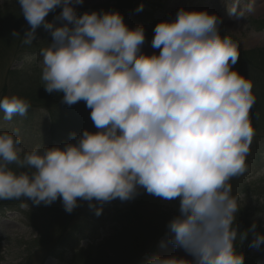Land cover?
Listing matches in <instances>:
<instances>
[{"label":"clouds","instance_id":"9594fccd","mask_svg":"<svg viewBox=\"0 0 264 264\" xmlns=\"http://www.w3.org/2000/svg\"><path fill=\"white\" fill-rule=\"evenodd\" d=\"M83 2L17 0L31 31L23 37L14 31L13 38L31 48L41 26L51 36L39 53L45 92L62 93L68 107L84 103L96 131L30 151L0 132V201L39 207L60 200L69 215L82 201L99 217L104 205L130 201L143 189L179 202L167 224L168 244L191 257L157 254L148 264H244L234 247L239 207L231 181L247 171L255 98L251 82L234 70L238 44L220 35L215 14L181 8L155 26L153 54L145 55L142 26L129 28L115 11L78 14ZM226 12L241 20L254 7L228 0ZM30 107L17 96L0 99L5 121ZM248 235L251 248L264 246L255 221L243 239Z\"/></svg>","mask_w":264,"mask_h":264},{"label":"rangeland","instance_id":"374dc122","mask_svg":"<svg viewBox=\"0 0 264 264\" xmlns=\"http://www.w3.org/2000/svg\"><path fill=\"white\" fill-rule=\"evenodd\" d=\"M115 2V0H84L83 6L77 8V13L95 11L99 14L115 11L121 14L129 28L142 26L145 43L141 51L145 55L153 54L151 41L155 26L161 21L174 20L177 11L181 8L204 10L215 14L222 21L219 24L220 35L230 37L241 50L264 48V27H259L261 26L259 21L264 20V0H242V5L251 3L254 12L241 20L229 19L226 12L228 0H122L117 5ZM141 7L143 10L139 11ZM23 18L17 0H0V23L6 24L8 32L16 31ZM36 38L31 48L23 44L21 46V42L19 45H5L2 43L4 40L0 38V99L5 96H17L26 100L24 96L29 93H46L42 76L34 79L33 82V79L26 77L13 81V77L7 72L9 69L20 68L23 65L30 66L32 61L40 56L33 55L36 51L31 52V50L45 48L51 42L50 34L46 38L40 36ZM41 63L42 57L37 61L40 69ZM235 71L252 84V94L255 98L249 114L250 124L255 133L252 142H261L264 139V123H262L264 100L260 91L264 90V72H259L251 78L242 68ZM31 83L34 89L27 88ZM61 94L51 95L55 97ZM48 95L43 94V96ZM33 108L35 109L36 106ZM45 115L44 110H36L30 113L29 119L13 117L11 121L0 120V132H8L18 137L24 151H30L37 145L43 150L44 147L47 148L49 132L60 127L53 124ZM79 130L80 133H77ZM79 130H75L77 137L84 128L81 127ZM95 131L93 126L90 132ZM253 155L256 158L250 160V154L246 158L245 174L231 181L232 195L237 199L239 207L236 222L243 227L240 230L243 235L235 245L240 249L238 253L244 256V264H264V246L256 250L250 247L252 239H249V235L243 239L253 221L256 223V231L264 234V151L258 150ZM58 201L47 208L51 213L45 214L46 217L37 215L29 220L22 211L25 207L19 209L20 211L6 212L0 216V264H72L74 258H76L75 264H83L78 260L76 250H72L74 245L66 244L67 241L63 236L68 232L71 224L87 216L93 220L91 226L96 228L97 232L95 235L89 233L85 237L86 240L80 239L77 249L90 246L95 253H97L96 249H104V264H107L108 259L116 261L121 256L126 258L123 264H148V259L157 254L176 255L191 261V257H187L182 250H177L168 244L167 224L178 215V201L165 202L139 189L138 195L130 201L116 200L104 205L102 215L99 217L89 210L87 203L78 201L80 206L71 215L65 212L68 219L65 220L64 226H62L64 222L59 219L61 215L55 212ZM58 226L60 229H56ZM91 236H95L93 242L89 241ZM104 241H107L105 246ZM162 243L167 246L162 247ZM102 244L103 246L98 247Z\"/></svg>","mask_w":264,"mask_h":264},{"label":"trees","instance_id":"16d2710c","mask_svg":"<svg viewBox=\"0 0 264 264\" xmlns=\"http://www.w3.org/2000/svg\"><path fill=\"white\" fill-rule=\"evenodd\" d=\"M115 5H117L119 2L121 3L122 0H115ZM60 9H57L55 13H52L49 15L47 18V22L52 23L56 20V17L60 13ZM104 11H107L104 9ZM101 13V12H100ZM22 22L20 25H18V28L15 32H18L21 37L25 36L28 31H31L29 25L26 23L25 19L23 18L21 20ZM260 25L259 27H264V20L259 21ZM2 34V37H1ZM5 34L6 36L4 37ZM36 36H40L43 38H46L49 36V33H47L43 26H41L39 29L36 30ZM12 33L7 31V26L5 23L1 22L0 23V38L4 40L2 43H5V45L9 44H15L19 45L21 42V46L23 44L22 39H14L12 38ZM20 46V47H21ZM44 48V47H43ZM42 48V49H43ZM36 51L33 53V55L39 54L41 51L40 49L36 50H31V52ZM239 51V59L237 64L234 66V70H237L239 68L244 69L251 78L252 76L258 75L259 72H264V48H253L249 50H241L240 47H238ZM40 59V56L36 57L34 61H32L31 65H23L20 68H14V69H9L7 72L11 74V77H13V81L15 79H23L24 77L28 79H37L39 76H42V70L38 68L37 66V61ZM257 61L256 60H260ZM254 71V72H253ZM27 88L29 89H34V85L31 83L30 86ZM26 90V88H25ZM262 95V99L264 100V90L260 91ZM42 92H38L36 94H27V96H24L25 99L30 103L31 107L28 111V113L24 117L20 116H14V117H19V118H25L29 119L28 116L32 111H38V110H44L45 114L50 118L51 122L53 124H57L59 127L58 129H53L49 132V139H48V145L47 148L51 147H63V145L67 142H70L69 140V134L70 133H75V130H79V128H84L89 131L92 130L93 125H91V120H90V112L86 108L84 103H79L75 106L68 107L62 103L63 99V94L57 95V96H43ZM44 97V98H42ZM261 99V100H262ZM53 104V105H52ZM36 108L34 109L33 107ZM254 106V105H253ZM39 108V109H37ZM45 115V116H46ZM14 119V118H12ZM250 119V118H249ZM0 120L3 119V112L0 111ZM5 121V120H4ZM260 121V120H259ZM264 123V121H262ZM61 128V129H60ZM80 133V130L77 132ZM258 150H263L264 151V139L261 142H252L251 147H250V160L256 157H253L254 152H258ZM14 171H23V169H16L15 166H10ZM27 204L28 208L25 207V209H22L23 213L25 214L27 219L33 218L32 216H37L40 215V217L44 216L46 217L47 215L45 214H50L51 211L47 208H50V206H44L41 204L39 207H36L32 204L30 200H13V201H0V216L4 215L6 212H14L18 211L23 207V205ZM20 211V210H19ZM55 212L57 215H61L59 219L64 222L62 226L65 225V220L68 219L67 216H65V210L63 208L62 201H58ZM55 214V213H53ZM82 218V217H81ZM77 220L76 223H73L69 226L68 232L63 236V238L66 239L68 245H74L72 250L77 252V257L78 260H81L83 264H104V249H96L95 253L92 251L90 246H87L86 248L83 249H77L78 243L80 239L86 240L85 237L88 236V234H93L97 232L96 228H92L91 223L93 222L90 217H83V219ZM93 218V217H92ZM82 221V222H81ZM248 223V221H247ZM236 226L239 227V231L241 228L240 223L236 222ZM249 228V227H248ZM56 229H60L59 226L56 227ZM243 235L242 232L238 234L236 242H234V247L236 248L237 252L240 251V249L237 248V245L235 243L238 242L239 237ZM250 240L252 239L251 235ZM92 237V236H91ZM95 239V236L89 239V241L93 242ZM104 246L107 245V241H104ZM100 245L98 247L103 246ZM263 247V246H261ZM85 254H82L84 253ZM76 258L73 259V263L75 264ZM126 260L125 256L118 257V260L113 261L112 259H108L106 262L107 264H123V262Z\"/></svg>","mask_w":264,"mask_h":264},{"label":"bare ground","instance_id":"6f19581e","mask_svg":"<svg viewBox=\"0 0 264 264\" xmlns=\"http://www.w3.org/2000/svg\"><path fill=\"white\" fill-rule=\"evenodd\" d=\"M187 257H189V256H187Z\"/></svg>","mask_w":264,"mask_h":264}]
</instances>
